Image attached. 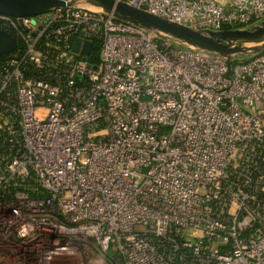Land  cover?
Masks as SVG:
<instances>
[{
    "label": "built area",
    "instance_id": "obj_1",
    "mask_svg": "<svg viewBox=\"0 0 264 264\" xmlns=\"http://www.w3.org/2000/svg\"><path fill=\"white\" fill-rule=\"evenodd\" d=\"M117 1L204 34L264 21V0ZM0 30L19 43L0 64V264H264V50L227 58L82 2Z\"/></svg>",
    "mask_w": 264,
    "mask_h": 264
},
{
    "label": "water",
    "instance_id": "obj_2",
    "mask_svg": "<svg viewBox=\"0 0 264 264\" xmlns=\"http://www.w3.org/2000/svg\"><path fill=\"white\" fill-rule=\"evenodd\" d=\"M79 2L101 9L123 22L152 32L160 38L227 58L257 54L264 50V21L243 30L204 34L117 0H0V15L14 18L29 17L57 8H67ZM81 43L80 39L76 40L73 47L75 53L80 52ZM92 46V42H86L80 54L89 57ZM18 47V40L11 33L0 30V59L13 54Z\"/></svg>",
    "mask_w": 264,
    "mask_h": 264
},
{
    "label": "trees",
    "instance_id": "obj_3",
    "mask_svg": "<svg viewBox=\"0 0 264 264\" xmlns=\"http://www.w3.org/2000/svg\"><path fill=\"white\" fill-rule=\"evenodd\" d=\"M99 51H100V46L95 43L94 47H93V50H92L91 57H90V60L92 62H97L98 61ZM4 59H5V57L0 59V64L4 61Z\"/></svg>",
    "mask_w": 264,
    "mask_h": 264
},
{
    "label": "rangeland",
    "instance_id": "obj_4",
    "mask_svg": "<svg viewBox=\"0 0 264 264\" xmlns=\"http://www.w3.org/2000/svg\"><path fill=\"white\" fill-rule=\"evenodd\" d=\"M262 23V22H261ZM259 23V24H261ZM259 24H256L255 26L259 25ZM254 27V26H253ZM253 56V54H247V55H236L234 56V59H237V60H247V59H250L251 57Z\"/></svg>",
    "mask_w": 264,
    "mask_h": 264
},
{
    "label": "bare ground",
    "instance_id": "obj_5",
    "mask_svg": "<svg viewBox=\"0 0 264 264\" xmlns=\"http://www.w3.org/2000/svg\"><path fill=\"white\" fill-rule=\"evenodd\" d=\"M95 8V7H94Z\"/></svg>",
    "mask_w": 264,
    "mask_h": 264
}]
</instances>
